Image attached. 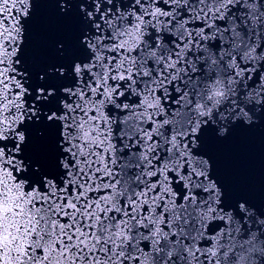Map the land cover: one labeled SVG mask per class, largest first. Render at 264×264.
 <instances>
[{
  "label": "snow or ice",
  "instance_id": "1",
  "mask_svg": "<svg viewBox=\"0 0 264 264\" xmlns=\"http://www.w3.org/2000/svg\"><path fill=\"white\" fill-rule=\"evenodd\" d=\"M0 264H264V0H0Z\"/></svg>",
  "mask_w": 264,
  "mask_h": 264
}]
</instances>
